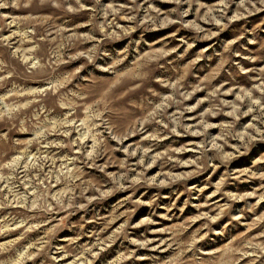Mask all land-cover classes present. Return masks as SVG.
<instances>
[{
	"label": "rangeland",
	"instance_id": "rangeland-1",
	"mask_svg": "<svg viewBox=\"0 0 264 264\" xmlns=\"http://www.w3.org/2000/svg\"><path fill=\"white\" fill-rule=\"evenodd\" d=\"M0 264H264V0H0Z\"/></svg>",
	"mask_w": 264,
	"mask_h": 264
}]
</instances>
